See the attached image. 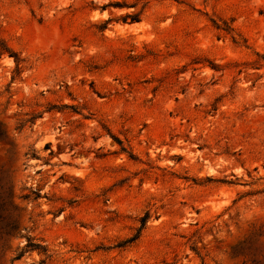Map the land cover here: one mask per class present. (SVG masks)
I'll list each match as a JSON object with an SVG mask.
<instances>
[{
	"label": "rangeland",
	"instance_id": "374dc122",
	"mask_svg": "<svg viewBox=\"0 0 264 264\" xmlns=\"http://www.w3.org/2000/svg\"><path fill=\"white\" fill-rule=\"evenodd\" d=\"M0 131V264H264V0H0Z\"/></svg>",
	"mask_w": 264,
	"mask_h": 264
},
{
	"label": "trees",
	"instance_id": "16d2710c",
	"mask_svg": "<svg viewBox=\"0 0 264 264\" xmlns=\"http://www.w3.org/2000/svg\"><path fill=\"white\" fill-rule=\"evenodd\" d=\"M2 137V132L0 131V138ZM4 207V203H2V199H0V210H2ZM14 228V226L12 227ZM9 229V230H12ZM6 234H8V232H6ZM25 248L27 249H31V250H39V251H45L44 247L42 245H40L39 243H34V242H31L29 239H27V243L25 245ZM21 253H19L15 259H19L21 257Z\"/></svg>",
	"mask_w": 264,
	"mask_h": 264
}]
</instances>
